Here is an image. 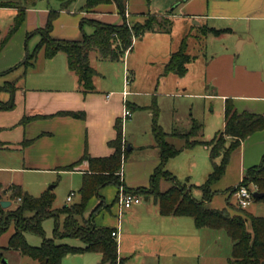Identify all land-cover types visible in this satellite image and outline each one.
<instances>
[{"label": "crops", "instance_id": "crops-1", "mask_svg": "<svg viewBox=\"0 0 264 264\" xmlns=\"http://www.w3.org/2000/svg\"><path fill=\"white\" fill-rule=\"evenodd\" d=\"M144 1L146 0H127L124 14L120 12V8L114 0L108 2L112 3L109 6L99 4L89 9H85L86 3L84 7L74 8L71 7L74 2L63 8L59 2L60 7L57 8L59 16L54 22L51 36L66 40H80L83 33L88 34L84 30L85 25L91 27L90 34L94 31V28L89 24L82 26V21L90 20L121 25L126 20V14L128 15L127 21L131 23L143 21L148 14L157 17L168 16L172 22V32L175 20H180L185 26L184 33L186 31L189 33L185 36L188 44L187 52L195 57L187 65V73L182 79L187 77L190 68L198 59V56L191 54L189 50L190 38L195 39L194 41L200 45L204 42L202 37H205V40L209 39L208 36L223 38L222 49L218 50V54L213 56L205 67L206 84L212 83L217 86L218 91L214 95L206 96L221 98L223 111L226 99L230 98L233 99L239 113L244 111L253 114L264 113V0H163L162 4L157 6L159 8L152 10L150 7L148 9L143 6ZM49 11V8H26L24 23L0 52V88L7 83H13L15 87L14 109L11 111L0 110V172H65L74 178H81L83 182L84 175L89 170L87 161L76 167L74 171H66L64 170L65 167L78 162L85 151L92 158H104L112 155L114 150L109 143L117 136L115 129L117 120H122L127 130L128 124L134 119L133 112H137L140 108L134 100L131 102L129 100V96H137L139 93L136 91V77H133L128 85L134 91L127 90L126 83L129 72L126 60L127 56L130 57L134 47L132 51L127 52L122 61L124 66L119 81L111 84L110 87H104L96 78L106 73L100 65L101 62L115 61L100 60L96 54V62L99 64L97 65L90 59L89 55L91 66L98 73L94 79L95 90L92 92L84 91L78 76L69 69L67 56L64 53H58L55 57L48 59L45 57L44 49H42L33 66L26 68L23 63L28 54L31 53L28 38L39 34L37 31L45 27ZM5 13L11 20L6 34L3 36L0 32L1 38H4L13 26L18 15V9L0 6V14ZM133 18L135 21H132ZM12 19L14 20L11 24ZM203 29L227 32H221L218 35L207 32L203 36ZM197 30L201 32V36L196 35ZM137 39L134 40V43ZM183 39L169 45L165 43L166 47L163 48V53L165 56L167 55L168 61L172 53L179 49ZM204 48L206 51L209 50L206 45ZM236 49L238 55L245 54L243 59L238 60ZM168 61L164 63V73L161 74V77L163 75L167 77L170 74L178 76L173 72L165 73V66ZM125 92L128 93L126 96L124 95ZM10 97L9 92L0 90L1 102L9 101ZM125 106L130 109L131 116L123 120ZM65 111L83 112L84 117L74 118L59 114ZM24 119L28 120L23 123ZM223 126H225V122ZM153 138V142L138 148L141 150L140 152L148 154L139 161L140 163L137 165L131 163L129 169L124 167L125 163L123 164V182L129 189L148 188L150 186L151 176L160 164V149L155 137ZM24 141H28L29 144L25 145ZM125 143L127 144L126 141ZM197 146L205 148L208 152L206 157L208 154L210 156V149L203 144L195 145L186 150H192ZM128 147L130 148L127 150L128 152L134 150L127 145V149ZM263 156L264 130H261L241 142L240 147L232 154L224 176L212 187L215 192V196L209 202L212 209H227L232 216L240 215L228 207L231 205L230 201L233 197V195L230 196V190L243 181L248 169L259 165ZM175 157L167 162L166 167L169 165V172L176 177L173 170L174 165L171 163ZM211 169V166L203 165L201 172L203 171L207 175ZM12 185L15 184L11 182L8 187ZM54 187L48 191H53ZM102 193L103 191H100V198L93 197L89 201V203L92 202V205L88 203L84 215L85 220L89 219L91 213L102 201L105 205L104 209H110L119 218L123 214L119 215L117 204L115 207L106 204ZM70 195L74 196L75 193L71 192ZM146 197L149 201L153 196ZM4 200L8 201L9 199L4 198ZM116 200L117 195L115 203ZM126 210H130L129 214L134 216L147 214V222L150 223V227L159 230L160 235L166 230H174V228L167 226L179 224L177 220L181 218L161 215L156 202L153 208L143 206L141 202ZM246 213L256 216L250 212ZM95 224L97 227L119 230L121 238L118 240V253L120 258H125L122 256V243L120 241L126 238V233L120 221L116 223L114 219L105 218L99 223L95 220ZM247 229L249 232L252 231L250 222L247 223ZM62 264L103 263L100 254L83 253L66 256Z\"/></svg>", "mask_w": 264, "mask_h": 264}, {"label": "trees", "instance_id": "trees-1", "mask_svg": "<svg viewBox=\"0 0 264 264\" xmlns=\"http://www.w3.org/2000/svg\"><path fill=\"white\" fill-rule=\"evenodd\" d=\"M59 1L62 7L66 8L76 0ZM111 1L113 0H88L85 9ZM114 1L118 4L120 12L124 14L127 0ZM0 6L18 9V15L11 29L4 38L0 36L1 52L24 23L26 8L17 7L12 2H0ZM58 16L59 11H49L45 27L37 31L41 35V41L34 51L28 54L23 65L26 68L33 66L42 49H44L45 57L48 59L55 57L58 53H64L67 56L69 69L78 76L79 83L85 92L95 90L94 79L98 74L90 63L89 55L92 51L96 52L100 60L123 61L127 52L133 50L134 40L142 37L146 31L170 32L172 27L171 19L168 16L157 17L153 14H148L144 21L131 23L132 25L128 24L126 20L121 25L85 20L82 21V26L84 24L91 25L94 28L93 33H83L80 40H66L51 36L54 22ZM207 32L218 35L227 31H206L203 29V36ZM187 49L188 44L185 38L179 49L172 53L165 66V73L173 72L180 77L185 76L187 65L195 59L187 52ZM10 86L11 83H7L0 88V90L7 91L11 95L9 101H0V110L11 111L15 107V87ZM59 114L74 118L84 117L83 112L65 111ZM27 120L24 119L22 122ZM224 122L223 131L217 132L210 141L189 139L201 132L202 125L197 123L194 124L190 133L180 135L183 138H188L185 148L203 144L210 149L212 171L206 182L199 187L202 193L201 200L193 197L192 188L188 184H181L174 175L166 170L167 162L182 150L176 149L167 142V134L158 125L153 128V134L160 149V164L151 176L150 186L136 189H129L125 186L119 175L128 154L127 144L124 141L122 120H117L115 124L117 136L109 143L114 150L112 155L104 158H92L85 151L78 162L65 167L64 170L66 171H74L83 162L89 163V170L84 175L82 187L79 190L81 196L79 203L66 205L61 209H53L55 197L51 191H46L40 197H33L24 192L20 186L12 185L4 189L3 185L0 184V236L8 232L11 226H14L15 229L9 239L7 249L16 250L21 255L40 264H62L66 256L83 253L100 254L103 264H127V259L119 257V243L112 236L114 229L97 227L95 224L96 213L105 206L103 201L94 209L89 219H84L89 201L93 197L100 198V191L104 187L114 185L119 188L124 184L129 193L143 197L153 196L159 206V212L163 216L190 217L197 228L225 230L232 241L229 264H264V217L248 214L238 205L237 207L245 213V216H232L227 209L216 210L208 207V203L215 196L212 187L224 176L232 154L240 147L241 142L256 132L264 130V113L253 114L248 111L239 113L233 99L228 98L225 101ZM24 143L25 145L29 144L28 141H24ZM218 159L220 160L217 161ZM161 179L172 181L173 186L166 191H161ZM251 185L255 187L257 192L264 193V156L259 165L247 170L243 181L237 187L245 186L253 189L254 187H250ZM237 187L230 190V196L233 195ZM7 195L14 206L4 209L1 202ZM254 202H264V198H255ZM61 215L65 216L64 235L60 234L58 223ZM49 218H54L56 221L54 238H46L43 229V222ZM248 222L251 225V232L247 229ZM27 233L40 236L42 238L41 245L32 246L29 244L26 239ZM63 236L78 239L83 242L84 246L58 244L56 239ZM4 249L0 246V260L3 258L1 250Z\"/></svg>", "mask_w": 264, "mask_h": 264}, {"label": "rangeland", "instance_id": "rangeland-1", "mask_svg": "<svg viewBox=\"0 0 264 264\" xmlns=\"http://www.w3.org/2000/svg\"><path fill=\"white\" fill-rule=\"evenodd\" d=\"M0 2H12L21 8L34 7L36 9L58 10L57 8L60 7L59 0H0ZM162 2L163 0H146L143 6L148 9L150 7L152 10L153 8H159L157 6L161 5ZM85 3L86 0H77L71 7H84ZM111 4L106 3L102 6ZM10 20L8 14H0V32L3 36L9 28ZM132 21H135V18ZM129 23L131 24V22ZM174 24L173 32L146 31L142 37L135 41L134 50L130 53V57L127 56L126 62L127 67H129L127 90H132V87L128 85L133 77H136V91L139 92L137 96H129V100L130 102L134 100L140 108L137 112H133L134 119L128 124L127 130L124 127V140L128 146L134 148V150L128 152L124 167L129 169L131 163L137 165L140 163L139 161L148 155L146 152H140L141 150L138 148L154 141L153 128L158 125L167 134V142L176 149L183 151L171 160L177 180L181 184H188L192 188L193 197L201 200L202 193L199 187L206 182L212 171L211 169L210 173L205 175L203 171L201 172V167L208 165L212 168V162L209 154L206 157L207 150L201 146L186 150L189 149L185 148L188 138H183L180 135L190 133L195 123L202 125V130L197 136L189 138L190 140H212L217 132L224 129L222 99L215 96H206L216 94L218 89L212 83L206 84L207 77L205 74L207 63L211 61L213 56L218 54L219 49H222L223 38L208 36L209 39L205 40L206 38L202 37L204 41L202 45L196 43L195 39L190 38L189 50L191 54L198 56V59L190 68L187 77L182 79V77L173 74L161 77V74L164 73V63L168 61L167 55L165 56V53H163V48L177 40L181 41L189 34L188 31L184 33L185 26L180 20H175ZM90 28V26L85 25V32L90 34ZM37 35L28 38L31 53L41 39V35ZM196 35L201 36V32L197 30ZM205 45L209 47L208 51L204 48ZM236 52L238 60L244 58L245 54L238 55L237 49ZM96 57V52L92 51L90 59L99 65L96 62ZM100 65L106 73H103L105 76L102 75L96 79L104 87H110L111 84L119 81L124 66L122 61H106L101 62ZM12 85L14 86L13 83H11ZM8 89L10 88L8 87ZM125 126H127L126 123ZM193 162H195L194 165H192ZM168 167L169 165H167L166 170L169 171ZM0 182L4 189L8 188V185L12 182L33 197H40L43 192L55 186L51 191L55 197L53 209H61L66 205L79 203L81 200L79 190L83 183L81 178H74L65 172L38 171L0 172ZM172 186V181L160 180L161 191H166ZM250 187L254 186L251 185ZM101 191H103L102 196H104L106 204L115 207L118 188L114 185H108ZM71 192L75 193L73 201L67 202L66 199ZM5 198L8 199V195ZM230 204L228 207L233 212L245 216V213L237 207V200L234 196L231 198ZM89 205H92V202ZM142 205L153 208L155 200L152 197L149 201H146L143 197ZM13 206L12 204L11 207ZM208 207L211 208L210 203H208ZM244 210L256 216L264 217V203L253 202ZM129 211L125 210L119 218L110 209L103 208L95 215V220L98 223L105 218L114 219L116 223L120 221L126 233V238L120 241L122 243V256L127 259V262L129 261V264H229L232 241L225 230L197 228L192 218L181 217L177 220L179 224L167 226L168 228H174V230H166L160 235L159 230L150 227V223L147 222V214L144 213L141 216L136 214L134 216L130 215ZM64 220V215H61L58 220L61 235H64ZM55 224L54 218H49L43 222L46 238L55 237ZM13 227L11 226L8 232L0 236V246L5 248L1 250L3 258L0 260V264H40L27 256L21 255L16 250L7 249L10 235L14 230ZM26 239L32 246H40L42 242L40 236L32 233H27ZM56 242L76 247L84 246L82 241L65 236L59 237Z\"/></svg>", "mask_w": 264, "mask_h": 264}, {"label": "built area", "instance_id": "built-area-1", "mask_svg": "<svg viewBox=\"0 0 264 264\" xmlns=\"http://www.w3.org/2000/svg\"><path fill=\"white\" fill-rule=\"evenodd\" d=\"M127 14H126V21H127ZM127 23L129 24V22L127 21ZM127 83V82H126ZM128 93L125 92L124 95L126 96ZM131 116V111L128 107L125 106L124 112H123V120H125L126 118ZM121 180L123 181V169L120 171L119 173ZM256 192L255 187L253 189H249L245 186H240L237 187V189L233 192V196L236 198L237 200V205L242 208L245 209L248 206H250L254 200V193ZM73 198V195H70L67 199L68 202H71ZM143 196H139V195H135L132 193L127 192V190L125 189L124 184H122L119 188H118V192H117V200H116V204L119 210V215H121L126 209L131 208L134 204H139L142 202ZM112 236L114 238H116L117 240H119L120 235H119V230H115L112 232Z\"/></svg>", "mask_w": 264, "mask_h": 264}, {"label": "water", "instance_id": "water-1", "mask_svg": "<svg viewBox=\"0 0 264 264\" xmlns=\"http://www.w3.org/2000/svg\"><path fill=\"white\" fill-rule=\"evenodd\" d=\"M128 150H130L129 147H128ZM254 197H255L256 199L264 198V193H259V192L256 191V192L254 193ZM145 200L147 201V200H148V197H146ZM11 204H12L11 201H6V200H4V201L1 202V206H2L4 209L9 208V207L11 206ZM4 263H5V262H4ZM5 264H6V263H5Z\"/></svg>", "mask_w": 264, "mask_h": 264}]
</instances>
